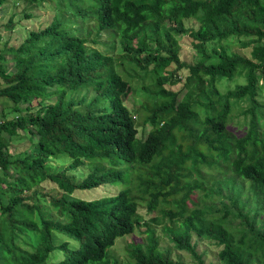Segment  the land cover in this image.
I'll return each instance as SVG.
<instances>
[{"label": "trees", "instance_id": "16d2710c", "mask_svg": "<svg viewBox=\"0 0 264 264\" xmlns=\"http://www.w3.org/2000/svg\"><path fill=\"white\" fill-rule=\"evenodd\" d=\"M46 1L50 24L0 50V99L11 104L0 121V264H187L160 249L148 224L124 260L112 255L116 240L139 228L140 208L161 207L175 251L198 264L192 235L221 247V264H264V0L11 2L28 10ZM187 20L201 28H185ZM182 36L198 57L191 64L179 58ZM230 39L249 52L229 50ZM238 77L244 82L223 86ZM131 96L143 99L142 117L126 106ZM243 101L247 129L238 137L228 124ZM20 132L28 145L10 154ZM59 155L70 164L49 172ZM80 167L87 175L76 182L71 173ZM131 179L138 196L126 187L95 201L71 199L75 190ZM38 194L62 220L44 215ZM55 235L77 247L55 244ZM54 252L64 259L50 260Z\"/></svg>", "mask_w": 264, "mask_h": 264}, {"label": "rangeland", "instance_id": "374dc122", "mask_svg": "<svg viewBox=\"0 0 264 264\" xmlns=\"http://www.w3.org/2000/svg\"><path fill=\"white\" fill-rule=\"evenodd\" d=\"M12 0H8V3L4 5L3 9H0V50H3L4 48H10V47H17L20 45V43L28 36L29 32L31 30L38 31L40 29L45 28L50 24L53 17V3L46 1L42 7H32V9H25V4L20 3L19 5L14 6L11 2ZM24 7V9H23ZM3 10V11H2ZM24 10H26V14H30L31 17L29 19L24 18ZM13 17V23H14V29L9 31L7 30L4 25L8 21V19ZM184 27L185 28H192L195 30H199L201 28V25L194 20H187L184 21ZM179 45H180V53L179 58L182 62H185L186 64H191L194 61L198 59L196 57V53L193 50V47L191 45V40L187 38L186 36H182L179 38ZM224 46L228 47L229 50L239 52L241 54L249 52V49L242 50L240 48L239 43L235 39H230L227 42L223 43ZM208 48V46H206ZM5 58L9 60V62L6 64L8 68H11L10 59L11 56L9 54L5 55ZM171 69V68H170ZM172 70V69H171ZM186 71L182 70L177 73V77H180L182 80L186 76ZM162 78H167V74H162ZM174 77V73H173ZM244 82V79L242 78H236L233 80V82L223 85L227 88H233L236 84H241ZM2 80L0 79V86H2ZM149 83L148 79H145L143 81L137 80L134 81V85L138 86L139 88L141 85H146ZM180 84L176 85L174 89H179ZM223 90V88H222ZM182 96V94H180ZM143 99L140 96H131L127 102L126 106L129 110L132 111L134 115H137V118L139 116L142 117V112L140 111V106L142 105ZM11 104L7 101H4L0 99V121H2L3 114L8 112L9 107ZM247 107V102L243 101L236 105L233 112L231 113L230 121L228 124V129L230 132L234 133L236 136L241 137L244 135L246 129H247V120L244 119L242 116V111ZM5 110V111H4ZM8 116V115H7ZM150 130V126L146 125L142 128L138 129V136L140 138H144L148 131ZM12 148L10 150V154H13L18 150H21L23 148H26L28 145V135L24 132H20L14 140H12ZM16 147V148H14ZM71 160L67 155H59L53 158H50V160L47 163V168L49 172H56L61 169H64L70 164ZM73 180H76V182H80L82 179H84L87 175V169L85 167H80L75 172H72ZM3 175L0 172V177ZM126 176L129 177L128 172H126ZM126 182L124 183H116L114 185H103L96 189H90V190H75L71 194V199H77L82 201H95L98 199H101L102 197L108 196V195H115L119 191L125 189L126 187H129L132 189V193L136 196H138L136 186L134 185V179H131L127 186ZM46 193V190L42 191ZM200 194V193H197ZM246 195H243V198ZM34 201L37 205L41 207V211L44 213L45 216H49L55 220H62L63 216L56 211L55 208L51 207V203L49 202V198L46 197H40L39 194L37 197L34 198ZM201 204V203H200ZM198 204V206H201ZM163 208H158L156 211L152 213H148L145 209H139V218H140V226L137 230L134 231L133 234L119 238L116 240L114 247L112 248L111 252L114 257H116L118 260H124L126 257V247L129 243H138V242H144L145 237H147V234H145V229L147 226L144 224H148L151 228H153L155 231V237H158L159 243H160V249L162 250H169L171 252V255L174 258H180L184 260L187 264H198V262L193 259L188 253L183 251H175L173 244L169 241V237L167 236L166 231L164 230L166 227L170 226L171 223L169 221L168 217H164L162 214ZM154 220V221H152ZM232 225L236 230H243V224L240 223L239 219H233ZM68 241L69 246L72 248L77 247V244L72 239H67V237L63 235H55L54 242L55 244H60L62 242ZM192 242L196 243V251L198 254L201 255V259L203 264H221V262L218 259V252L220 251L221 247H218L214 242L206 241V240H199L196 242L195 237L192 235ZM59 256L57 260H53L56 258V256ZM64 259V253L62 252H54L50 255V260L52 261H59ZM262 264V263H261Z\"/></svg>", "mask_w": 264, "mask_h": 264}]
</instances>
